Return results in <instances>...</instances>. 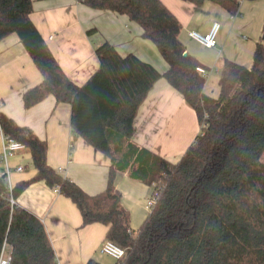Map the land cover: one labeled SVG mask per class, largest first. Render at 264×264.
<instances>
[{
    "label": "trees",
    "instance_id": "1",
    "mask_svg": "<svg viewBox=\"0 0 264 264\" xmlns=\"http://www.w3.org/2000/svg\"><path fill=\"white\" fill-rule=\"evenodd\" d=\"M181 1L210 2L230 15L241 2ZM77 2L126 15L155 44L168 68L161 74L103 42L94 50L98 69L76 85L33 25L31 0H0V40L16 34L42 76L24 92L23 106L28 109L49 95L57 104H69L71 132L110 160L105 188L88 194L47 164L45 141L0 112L2 134L29 150L35 170L10 190L0 176V257L9 254V264H57L42 221L16 203L28 185L43 181L75 204L82 227L106 226L105 239L124 250L115 264H264V44L256 45L250 67L224 61L219 93L212 98L203 93L200 63L179 38L180 23L160 0ZM160 78L181 94L199 125L175 163L131 142L138 108ZM128 167L132 178L161 189L136 234L114 185L116 172Z\"/></svg>",
    "mask_w": 264,
    "mask_h": 264
},
{
    "label": "crops",
    "instance_id": "2",
    "mask_svg": "<svg viewBox=\"0 0 264 264\" xmlns=\"http://www.w3.org/2000/svg\"><path fill=\"white\" fill-rule=\"evenodd\" d=\"M181 25L179 38L185 50L207 72L203 93L216 98L224 61L250 67L258 43L264 44V0H241L236 15L216 4L197 6L181 0H160ZM30 19L70 81L83 85L98 69L95 48L111 44L118 54L135 55L164 73L168 65L155 44L142 37V28L126 15L89 8L77 0H31ZM213 23L220 25L216 46L207 48L189 37V32L205 34ZM42 80L16 34L0 40V112L17 125L29 128L47 144L46 162L88 194L101 192L106 185L110 160L70 129V105L57 104L52 95L26 109L24 92ZM131 142L171 163L180 159L199 131L197 117L181 94L165 79L157 80L139 106ZM2 138L0 135V153ZM12 185L30 179L35 170L27 148L7 159ZM21 167L18 171L17 168ZM0 157V176L5 174ZM135 166H133V169ZM114 185L121 204L129 213V225L136 231L148 216L145 204L152 188L130 175V167L117 171ZM17 205L43 223L57 264H115L101 252L106 226H81V215L72 201L43 181L28 185Z\"/></svg>",
    "mask_w": 264,
    "mask_h": 264
},
{
    "label": "built area",
    "instance_id": "3",
    "mask_svg": "<svg viewBox=\"0 0 264 264\" xmlns=\"http://www.w3.org/2000/svg\"><path fill=\"white\" fill-rule=\"evenodd\" d=\"M219 30H220V25L218 23H213L207 33L201 34V33L192 31V32H189V37L204 47L214 48L216 46V38H217ZM196 70L199 74H201L203 78H206L208 76V72L203 67H197ZM0 135L2 138V148H1L0 157H1V160L6 165L5 174H4L5 182L10 190L12 187V184L8 177L9 168L7 166V159L16 151L22 150L24 148V145L18 141L5 137L2 134L1 130H0ZM17 170L20 171L21 167H18ZM151 188H152L151 195L147 199L146 204H145V207L148 212L152 211L158 199L159 193L161 191L160 187H156L155 184L153 183L151 184ZM101 252L111 257L112 259H114L116 263H118V261L124 255V250L122 248H120L119 246L115 245L114 243L108 240H105L103 242L102 247H101ZM9 259H10L9 254H1L0 264H9Z\"/></svg>",
    "mask_w": 264,
    "mask_h": 264
},
{
    "label": "rangeland",
    "instance_id": "4",
    "mask_svg": "<svg viewBox=\"0 0 264 264\" xmlns=\"http://www.w3.org/2000/svg\"><path fill=\"white\" fill-rule=\"evenodd\" d=\"M262 161H264V158H262ZM134 232V234H136V231H133Z\"/></svg>",
    "mask_w": 264,
    "mask_h": 264
},
{
    "label": "water",
    "instance_id": "5",
    "mask_svg": "<svg viewBox=\"0 0 264 264\" xmlns=\"http://www.w3.org/2000/svg\"><path fill=\"white\" fill-rule=\"evenodd\" d=\"M10 257V256H9Z\"/></svg>",
    "mask_w": 264,
    "mask_h": 264
}]
</instances>
